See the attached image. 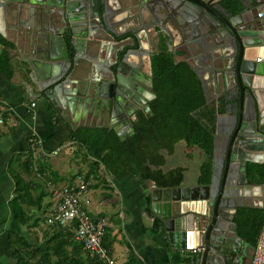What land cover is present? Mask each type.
<instances>
[{
    "label": "water",
    "instance_id": "water-1",
    "mask_svg": "<svg viewBox=\"0 0 264 264\" xmlns=\"http://www.w3.org/2000/svg\"><path fill=\"white\" fill-rule=\"evenodd\" d=\"M235 1L170 0L167 4L155 0L157 46H167L170 21L186 37L183 48L175 52L195 59L191 66L203 84L207 103L222 98L218 104L226 105L218 119L210 183L194 189L157 187L149 205L170 233L172 244L183 242L188 252L184 264H244L241 258L246 254L236 217L252 196L248 167L264 160V19L258 17L264 0ZM92 3L0 0L5 22L0 33L6 37L7 28L16 31L18 53L29 57L27 68L22 69L28 93L80 127L115 116L105 91L112 83L114 101L120 104L119 65L110 79L111 73L97 69L96 62L104 47L127 44L145 15L151 14L146 0ZM111 7L117 9L120 27L132 30L129 35L116 34ZM82 26L95 30L81 35ZM83 53L86 57L81 59ZM124 128L122 132L134 131V127Z\"/></svg>",
    "mask_w": 264,
    "mask_h": 264
},
{
    "label": "trees",
    "instance_id": "trees-1",
    "mask_svg": "<svg viewBox=\"0 0 264 264\" xmlns=\"http://www.w3.org/2000/svg\"><path fill=\"white\" fill-rule=\"evenodd\" d=\"M16 49V45L0 33V70L11 77ZM159 59V99L154 104L155 117L144 121L145 127H135V134L126 141L108 129L86 128L73 133V139L79 145L100 151L98 159L91 163L90 172L84 175L87 183L92 181L93 175L99 174L98 180L106 181L107 176L126 172L145 181H152L159 188L182 187L185 168L164 171L167 156H173L180 144L198 148L204 153L206 162L201 167L200 183H210L218 119L225 113L226 105L207 103L202 82L187 63L176 64L173 58L168 57ZM10 109L6 105L1 114L5 118V125L11 117ZM34 152L27 159L24 156L13 158L7 170L18 194L10 202V207L15 212L16 220L31 233L41 224H46L47 217L52 213L54 203L46 202V199L53 198L54 187L59 179V175L52 172L51 166L47 170L51 177L43 169L37 173L34 171ZM248 173L252 181L264 184V164L252 165ZM239 211L236 222L241 231L247 233L250 240L259 243L264 211L248 208ZM155 221L151 234L163 232L164 223L161 220ZM49 230L52 233L45 237L47 249L44 250L25 243L23 239L15 241L14 251L18 264H108L88 253L84 245L75 240V226L53 225ZM113 234L110 228H106L103 244L110 256H113L116 242ZM124 264L143 263L132 259Z\"/></svg>",
    "mask_w": 264,
    "mask_h": 264
},
{
    "label": "crops",
    "instance_id": "crops-1",
    "mask_svg": "<svg viewBox=\"0 0 264 264\" xmlns=\"http://www.w3.org/2000/svg\"><path fill=\"white\" fill-rule=\"evenodd\" d=\"M4 25L5 22L0 16V29ZM10 29L7 28L5 38L17 47L14 53L13 75L11 77L0 70V115L3 114L6 105L11 108V117L1 130L0 136V264H18L14 251L16 240L23 239L25 243L44 250L47 249L45 237L52 233L49 230L50 226L46 224H41L34 233H31L26 226L16 220L10 202L18 197V194L14 180L7 172L12 159L23 156L27 159L30 153L35 151L34 171L36 173L40 169L47 171L51 166L52 172L59 175L54 192L75 187L81 180H85L84 175L90 172L91 163L98 159L100 151H93L79 145L73 139V133L78 129L86 128L107 129V127H89L88 125L80 127L72 122L71 117L63 118L44 100H37L28 93L22 69L27 68L29 57H26L23 52L18 53L20 51L16 43L18 33ZM175 54L180 58H186L184 52H175ZM32 102L38 104L35 118L27 114V106ZM33 134L41 139L40 148L32 145L30 139ZM67 141H74V144H65ZM165 155L168 154L165 153ZM205 162V155L201 150L180 144L173 156H167L164 171L169 172L178 167L185 168L183 185L194 189L199 184L206 186L200 183L201 167ZM259 164H264V160ZM251 166L252 164L249 165L248 170ZM49 177H51L50 173ZM99 177V174L93 175L92 181L88 182L92 199L90 212L99 218L106 219L107 228L114 232L116 242L112 257L116 264H124L132 259L143 264H173L175 260L181 264L188 262L186 257L188 252L184 251L182 241L172 244L170 233L166 230L159 234H151V228L157 219L156 212L149 206L153 203V191L157 188L154 182L145 181L133 173L126 172L107 176L106 181L98 180ZM248 177L252 196L247 198L248 206L242 208L264 211V184L257 180L252 181L249 173ZM48 201L54 203L52 208L54 210L56 207L54 193L52 199H46V202ZM238 228L239 238L244 240V242L240 241L241 248L246 252L241 260L244 264H253L258 243L250 240L247 233L241 231L239 225ZM263 228L264 224L261 231ZM261 235L262 232L260 238Z\"/></svg>",
    "mask_w": 264,
    "mask_h": 264
},
{
    "label": "flooded vegetation",
    "instance_id": "flooded-vegetation-1",
    "mask_svg": "<svg viewBox=\"0 0 264 264\" xmlns=\"http://www.w3.org/2000/svg\"><path fill=\"white\" fill-rule=\"evenodd\" d=\"M48 1L63 5L66 0H43V4H47ZM70 1L73 3L84 1L88 4H93V0ZM162 1L167 4L170 2V0ZM146 2L149 3L151 14L145 15L140 27L136 30L135 36L133 35V38L129 39L128 43L122 46L104 47L102 58L96 62L97 69L108 74L111 73L108 76V78L112 77L110 79H114L116 74H113V72L115 71V65L118 63L119 71L116 77L121 84L122 90L119 94L120 104H117L113 97V84L109 83L106 86V101L115 116L113 118L92 121L89 123V127H121L116 130L108 128V130L116 133L122 140L125 139V141L135 134V127H145L144 121L152 120L155 117L154 104L159 99V76L157 74V69L161 62L159 57L173 58L176 64L187 63L195 72V69L191 66L195 59L190 54L186 55L185 59L175 54L176 50L183 48L186 37L170 21L166 25V31L171 36L170 39H165L167 46L162 48L157 46L155 41V13L158 5L155 0H146ZM111 12L110 21L113 29L116 30V34L129 35V32L132 31L130 28L124 27V30V28L120 27L123 23H120L121 19L118 18L117 9L111 7ZM133 15L134 13H131L127 18H131ZM169 17L172 19L173 15L170 14ZM86 29L89 28H86V26L80 27L79 33L81 35H85L88 32L92 34L95 30L93 28L86 32ZM85 57V53H83L81 59ZM197 64L201 65V61ZM205 98L207 101L206 94ZM218 102L210 103V105L218 104ZM124 127H134V131L122 132L125 129Z\"/></svg>",
    "mask_w": 264,
    "mask_h": 264
},
{
    "label": "built area",
    "instance_id": "built-area-1",
    "mask_svg": "<svg viewBox=\"0 0 264 264\" xmlns=\"http://www.w3.org/2000/svg\"><path fill=\"white\" fill-rule=\"evenodd\" d=\"M258 17L264 19V7L258 13ZM37 107V102H32L27 106V114L31 118L37 116ZM4 126L5 118L0 115V132ZM30 140L35 148L42 146V141L36 134H33ZM65 144L72 145L74 141H67ZM90 192V184L84 179L75 187L56 190L54 192L56 207L47 217L46 225L75 226V240L82 243L88 253L99 257L108 264H116V261L109 255L103 244L107 220L90 212V206L92 205ZM253 264H264V228L255 250Z\"/></svg>",
    "mask_w": 264,
    "mask_h": 264
},
{
    "label": "bare ground",
    "instance_id": "bare-ground-1",
    "mask_svg": "<svg viewBox=\"0 0 264 264\" xmlns=\"http://www.w3.org/2000/svg\"><path fill=\"white\" fill-rule=\"evenodd\" d=\"M262 63V65L264 66V62H261Z\"/></svg>",
    "mask_w": 264,
    "mask_h": 264
},
{
    "label": "rangeland",
    "instance_id": "rangeland-1",
    "mask_svg": "<svg viewBox=\"0 0 264 264\" xmlns=\"http://www.w3.org/2000/svg\"><path fill=\"white\" fill-rule=\"evenodd\" d=\"M12 110H13V108H12Z\"/></svg>",
    "mask_w": 264,
    "mask_h": 264
}]
</instances>
